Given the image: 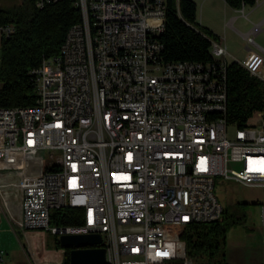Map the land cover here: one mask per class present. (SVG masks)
I'll use <instances>...</instances> for the list:
<instances>
[{"label":"built area","instance_id":"2783aa9c","mask_svg":"<svg viewBox=\"0 0 264 264\" xmlns=\"http://www.w3.org/2000/svg\"><path fill=\"white\" fill-rule=\"evenodd\" d=\"M167 2L76 0L81 21L32 71L36 104L0 108V172L18 176L25 230L99 234L109 264H205L183 234L222 218L216 178L264 193V111L243 128L228 122L231 62L219 41L215 62H163ZM14 31L0 26V40ZM238 64L264 83L263 55ZM65 207L82 224L52 226Z\"/></svg>","mask_w":264,"mask_h":264},{"label":"trees","instance_id":"16d2710c","mask_svg":"<svg viewBox=\"0 0 264 264\" xmlns=\"http://www.w3.org/2000/svg\"><path fill=\"white\" fill-rule=\"evenodd\" d=\"M233 9L254 6L258 0H224ZM76 0H56L42 8L35 0H26L14 10L0 7V26H13L9 38H2L0 54V108L31 107L36 104L35 80L32 71L45 58L59 55L67 32L81 21ZM211 40L220 37L197 23V4L193 0H168L165 30L159 37L163 46L161 59L165 63L215 62ZM228 108L226 118L238 127L246 124L258 112L264 111V83L251 76L240 64L227 66ZM224 209L220 220L189 227L183 234L188 257L197 263L229 264L228 233L234 225ZM82 224V212L71 208L55 209L51 225L63 227ZM55 236V235H54ZM54 247L62 249L55 236ZM70 251L65 250L62 264H70Z\"/></svg>","mask_w":264,"mask_h":264},{"label":"rangeland","instance_id":"374dc122","mask_svg":"<svg viewBox=\"0 0 264 264\" xmlns=\"http://www.w3.org/2000/svg\"><path fill=\"white\" fill-rule=\"evenodd\" d=\"M25 3L26 0H0V7L14 10L24 6ZM223 3V0H198L199 18H201L202 22L204 21V25L211 27L209 29L221 34L225 39V46L229 47L236 42H240L243 37L235 29L228 27V18L232 17V15L228 16L226 14ZM261 4L262 6L264 5V0H262ZM248 7L252 6H246V12L249 10ZM240 16L242 17L241 14ZM256 21L259 20L253 17L251 20H247L242 17L234 24L237 30L248 32L253 28ZM197 23L200 24V19ZM258 39L264 40V34L259 36ZM255 116L252 121H254ZM235 132V127H229L230 138H233ZM49 155L50 153L44 155L47 166L51 162ZM214 192L219 202L229 212L231 219L235 222L228 233L227 259L233 261L234 258L240 261V263L234 262L233 264H252L254 259L264 263L263 189L247 187L227 181L222 177H217ZM22 232V229L18 226H16V229L10 227L8 231H1L0 245L9 252L6 255L9 260L5 264H24V246L26 245ZM47 237L49 245H53L55 236L49 232ZM31 251L33 254L41 251L39 243L32 242ZM35 257L38 263L47 264L46 257L42 254V251L36 253ZM60 260V254L54 255L49 263L58 264ZM179 263L183 264L184 261H179ZM27 264H30L28 259Z\"/></svg>","mask_w":264,"mask_h":264},{"label":"crops","instance_id":"0c3cea01","mask_svg":"<svg viewBox=\"0 0 264 264\" xmlns=\"http://www.w3.org/2000/svg\"><path fill=\"white\" fill-rule=\"evenodd\" d=\"M197 4V21L200 19V25L208 27L204 25V21L202 22L201 18H199V4L198 0H193ZM223 5L225 12L228 16L232 15V17L228 18L227 25L228 27H232L235 29L243 39L240 42H236L235 44L230 45L229 47L225 46V39L216 31H213L220 37L219 42L226 47L229 57V62H238L242 63L245 61L251 53H256L259 55L264 56V40L258 39L259 36L264 34V5L262 6V0L257 2L256 5L252 7H248V11L246 12V6L242 9H233L223 0ZM247 20H251V18H255L259 21H256L253 28L248 32H241L239 29L235 28V24L237 20L242 18ZM202 23V24H201ZM211 30V29H210ZM248 37L254 38L255 45H250L248 43ZM257 37V39H256ZM18 181V176L16 174H4L0 172V205L2 207V211L0 213V233L1 231H8L10 227L12 229H16V226L22 229L23 238H25V245L24 246V256L25 261L24 264H27V259L30 264H45V263H38L36 257L33 255L31 251V244L32 242L39 243L41 247L42 254L46 257V263L50 264L49 261L54 257V255H61V260L58 264H62L65 259V250L57 249L53 245H49L47 233L43 231H27L20 226V221L22 218L21 213V198L18 189L14 186ZM14 186V187H12ZM0 250L6 252V255L9 253L6 249H4L0 245ZM50 253V254H49ZM54 253V254H51ZM228 258V257H227ZM9 258H5V262L8 261ZM234 262L240 263L239 260L229 261V264H233ZM5 264V263H4ZM252 264H264L262 261L253 260Z\"/></svg>","mask_w":264,"mask_h":264},{"label":"water","instance_id":"95a60500","mask_svg":"<svg viewBox=\"0 0 264 264\" xmlns=\"http://www.w3.org/2000/svg\"><path fill=\"white\" fill-rule=\"evenodd\" d=\"M59 242L63 250L71 249L70 264H109L107 250L99 234L63 235Z\"/></svg>","mask_w":264,"mask_h":264},{"label":"bare ground","instance_id":"6f19581e","mask_svg":"<svg viewBox=\"0 0 264 264\" xmlns=\"http://www.w3.org/2000/svg\"><path fill=\"white\" fill-rule=\"evenodd\" d=\"M33 172H34V171H33ZM40 252H41V251H38V252H36V253H40ZM36 253H34L33 255L35 256Z\"/></svg>","mask_w":264,"mask_h":264}]
</instances>
